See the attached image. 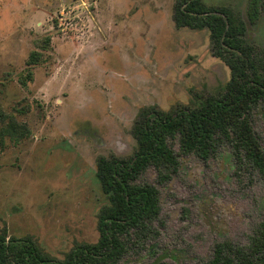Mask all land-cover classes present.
Here are the masks:
<instances>
[{
  "label": "rangeland",
  "instance_id": "obj_1",
  "mask_svg": "<svg viewBox=\"0 0 264 264\" xmlns=\"http://www.w3.org/2000/svg\"><path fill=\"white\" fill-rule=\"evenodd\" d=\"M176 1L0 0V111L30 131L0 141V232L32 236L57 259L96 243L108 205L98 158L133 155L142 108L193 105L229 82L209 31L176 28ZM203 1L240 13L246 39L264 48V12L251 25L249 0ZM251 121L264 150V102ZM168 143L176 173L162 181L150 167L137 181L159 190L153 233L133 235L119 264H207L218 243L247 247L264 218V179L227 144L203 160Z\"/></svg>",
  "mask_w": 264,
  "mask_h": 264
},
{
  "label": "trees",
  "instance_id": "obj_2",
  "mask_svg": "<svg viewBox=\"0 0 264 264\" xmlns=\"http://www.w3.org/2000/svg\"><path fill=\"white\" fill-rule=\"evenodd\" d=\"M264 12V0H249L247 19L251 25ZM173 20L176 28L209 31L211 51L230 70V80L221 89L189 106L163 111L142 108L132 126L136 149L132 156L99 157L96 178L108 205L98 214L99 240L76 244L63 259L43 251L32 236H9L0 232V264H119L129 253L134 235L138 241L153 233L152 223L160 213L159 190L138 179L148 168L160 171L166 181L179 167L169 139H179L183 154L203 160L227 144L239 162L247 163L264 179V150L252 121V111L264 102V48L246 39L247 25L230 7L208 6L203 0H177ZM32 63L39 54L30 56ZM0 141L19 143L30 137L25 125L0 111ZM207 264H264V218L247 247L218 243Z\"/></svg>",
  "mask_w": 264,
  "mask_h": 264
}]
</instances>
